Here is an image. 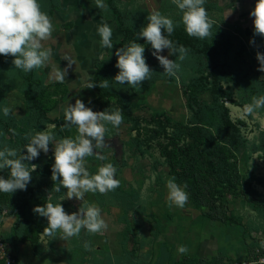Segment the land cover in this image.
Returning <instances> with one entry per match:
<instances>
[{
	"label": "rangeland",
	"instance_id": "rangeland-1",
	"mask_svg": "<svg viewBox=\"0 0 264 264\" xmlns=\"http://www.w3.org/2000/svg\"><path fill=\"white\" fill-rule=\"evenodd\" d=\"M206 1L215 3L208 11L212 27L221 29L222 39L229 34L234 37L232 44L226 45L228 54L218 51L212 57L223 63L221 68L216 70L214 60L206 70L199 65L185 68L187 58L179 61L170 54L169 59L182 65L177 77L151 76L133 88L112 81L119 71L114 67L104 73L105 79L110 80L106 89L111 93L104 100L95 88L87 89V84L93 81L98 62L113 59L116 46L112 50L100 46L97 25L110 24L116 44L124 36L111 22V14L139 8H146L151 14L174 2L104 0L107 8L102 10L96 0H61V8L51 17L52 36L43 42L44 48L51 49L49 61L41 67L46 88L36 89L43 92L36 98L45 107L46 117H40L43 112L36 104L27 105L25 81L15 85L8 82L3 100L13 109L9 118L17 128L0 130V146L17 148L15 138L20 134L27 143L28 131L40 125V130L53 132L57 140L75 138L77 129L63 126L68 103L82 99L93 111H114L121 109L113 95L117 94L127 103L131 116L123 114L119 128L107 125L106 147L97 149L107 160L87 157L86 167L95 173L100 165L111 162L117 166L116 178L121 183L107 193L88 192L83 200L68 198L63 188L57 192L59 181L52 180L51 171L55 143L50 144L47 154L41 152L29 162L38 167L27 190L6 193L0 202V238L21 264H157L162 246L168 252L167 264L249 263L253 257L251 238L262 236L253 231L261 224L257 207H264V108L246 113L244 106L253 97L264 95V72L259 71L257 60V52L264 53V36H254L253 18L249 15L256 0ZM41 9L49 15L48 5ZM170 12L167 17L181 19L177 7ZM93 14L103 17L89 20ZM253 40L255 43H251ZM138 43L144 44L145 40ZM144 46L146 62L156 70L160 64L151 55V46ZM163 55H169V50L165 49ZM69 60L74 62L71 67ZM64 69L65 79L57 81V71ZM234 72L238 79L223 80L230 79ZM176 124L187 126V130L198 127L205 135L204 145L199 147L195 137L176 129ZM202 151L209 155L206 160L200 155ZM185 172L189 176L183 177L185 182L178 180ZM0 175L7 178L9 170L0 171ZM171 177L178 184L187 183L189 199L183 208L167 203V180ZM193 185L207 205H197L191 195ZM213 192L224 203L227 216L234 217L239 225L215 217ZM49 201L61 202L69 214L95 203L102 210L107 228L97 233L82 229L78 236L66 239L60 231L55 237L41 233L32 244L29 240L34 239L38 228L48 226L47 219L33 209ZM30 202L32 205L23 216L22 209ZM181 245L187 246V253H179Z\"/></svg>",
	"mask_w": 264,
	"mask_h": 264
},
{
	"label": "clouds",
	"instance_id": "clouds-1",
	"mask_svg": "<svg viewBox=\"0 0 264 264\" xmlns=\"http://www.w3.org/2000/svg\"><path fill=\"white\" fill-rule=\"evenodd\" d=\"M181 11V20L184 30L189 36L206 38L211 35L212 23L208 12L204 7L205 0H173ZM97 7L106 9L104 0H96ZM253 18L254 36H264V0H256L255 6L250 12ZM148 23L137 32L136 39L127 45L115 50L117 62L115 67L119 69L114 81L117 85L133 88L142 85V82L151 78L153 70L146 62L145 44L151 46V55L163 67L164 75L177 77L182 65L177 60L169 59L170 54L177 56L179 61H184L189 49L183 45L177 46L169 39L175 31L177 22L159 11H154L147 16ZM53 24L49 15L42 11L39 0H0V55L14 57L12 63L16 69L31 72L45 66L51 55L50 48H44L43 42L49 40L53 32ZM96 35L102 48L113 49V28L108 23H101L96 27ZM145 40L144 44L138 43L139 39ZM255 43V41H251ZM169 50V55H163L164 50ZM259 71L264 72V53L257 52ZM68 66L74 64L68 61ZM67 69L57 71L55 79L63 81ZM108 79L103 80L102 87H109ZM97 87L93 81H89L87 89ZM264 108V95L252 98V102L244 106L246 113ZM0 114L8 117L13 114V109L8 106L0 107ZM123 110L93 111L86 106L82 99H76L75 103H68L64 109L63 125L66 128L75 127V138L65 137L56 139L53 132L38 130L34 134H26L28 141L22 149L8 145L0 146V171L9 170L7 178L0 175V193H15L17 190H27L32 180V173L38 167L29 162L37 159L41 152L47 154L49 145L54 147V163L52 164V180L59 181L56 191L61 188L67 190L68 198L83 200L86 193H107L120 186L121 181L116 178L117 166L111 162L98 167L95 173H91L86 167L87 157L95 156L98 160L106 161L107 156L97 149L105 148V137L108 131L107 125L119 128L123 122ZM52 127H55L53 125ZM167 203L169 206L183 208L189 199L186 191L187 185L176 182L175 177L167 180ZM61 197V201H63ZM33 212L47 219L48 226L44 229L50 237H55L57 231L63 233V238L78 236L82 229L89 233H97L107 228L102 218V210L95 203L80 207L78 211L68 213L61 202L37 205ZM264 247V240L260 242ZM0 247H3L0 245ZM179 253H187L188 248L181 245Z\"/></svg>",
	"mask_w": 264,
	"mask_h": 264
},
{
	"label": "trees",
	"instance_id": "trees-1",
	"mask_svg": "<svg viewBox=\"0 0 264 264\" xmlns=\"http://www.w3.org/2000/svg\"><path fill=\"white\" fill-rule=\"evenodd\" d=\"M41 7L48 5L49 6V17L51 18L53 14L58 11L61 8V0H39ZM215 3H208L205 0L204 7L206 8L207 12L211 7L214 6ZM177 6L172 3V5H166L164 6V9H159V12L162 13L163 15L167 16V14L171 13L173 9H175ZM150 13L146 10V8H139L134 11H127V12H120L117 11L114 14H111L113 17V20L111 22H115L120 31L123 33V39L119 43H116V49L127 45L130 41H133L136 39L137 32H139L144 25L148 23L147 21V16ZM98 17H103L98 14H93L88 16L89 20L98 18ZM171 18V16H169ZM174 20V19H173ZM181 20V19H180ZM180 20H174L177 22V27L175 31L169 36V39H171L174 44L177 46L183 45L187 49H189L188 56H187V62L184 64L185 68L188 67H196L199 65L200 67H203L204 70H206L207 66H213L211 62H213L212 57L214 58L216 56V53L218 51H224V53L228 54V48L226 45L232 44V39L234 40V37L229 34V36L226 35V38L222 39L224 36V33L221 32V29L218 26H214L211 28V35L206 37V38H198V37H192L189 36L186 31L184 30V26H182V23H179ZM217 32V34H216ZM214 33V36L212 35ZM222 36V37H220ZM143 38L139 39L137 42H140ZM193 57V58H191ZM14 57L12 56H3L0 55V107L6 106L4 105V100H3V94H4V88L8 82L13 83V85L17 84L18 81L22 80L25 81V89H23V94L26 99L27 105L30 103L36 104L37 107L43 112L40 117L45 118L46 117V110L45 107L42 106L40 101L36 98L37 95H43V92H37V88H46L45 86V80L46 76L42 73L41 68L39 69H34L31 72H24L20 69H16L14 64L12 63ZM116 59L117 57L115 56L111 60H103L100 61L96 64V71L93 76V81L97 84V87H94L95 90L97 91L98 97L100 99H107L110 96V92L107 91L105 87H102L101 85L103 84V80L105 79L104 73L105 71H109L112 68L115 67L116 65ZM189 59V60H188ZM194 60V61H193ZM192 61L194 63H192ZM228 66H230V62H227ZM208 64V65H207ZM214 64L216 65V70L220 67L223 66V63L221 61H218L217 59L214 60ZM225 66V65H224ZM232 68V67H231ZM233 69V68H232ZM152 73V76L158 78V79H165L168 77L167 75H164V69L162 66L159 65V67L154 70ZM236 77V78H234ZM239 75H237L235 72L232 74L231 78H225L223 80L229 82L233 81L235 79H238ZM43 91V90H42ZM115 97L118 98V103L121 104V109L123 110V114L130 117L131 114L128 112V105L127 103L123 100V98L120 95L113 94ZM112 95V96H113ZM11 115L8 117H4L2 114H0V130H6V131H12L13 129L15 130L16 123L12 120H10ZM48 120V119H46ZM160 122L159 120H157ZM156 121V122H157ZM47 124V123H46ZM176 129H181L185 130V133L193 135L199 145L201 147L204 145V138L205 135L203 132L198 128V127H191L190 130H187V126H181V125H173ZM42 125L39 127H36V129H31L28 131V133H35L36 131L40 130ZM25 132V130L23 131ZM25 134V133H22ZM24 135L18 136L16 135L15 138V143L14 146L17 147L18 149H22L23 146L26 144L25 141L21 138ZM173 154V153H172ZM202 157L206 160L207 157L209 156L205 151H202L200 153ZM204 161V160H203ZM173 168L175 166L173 165ZM181 177H178V180H185L183 177L188 176V174L185 172L183 174H180ZM185 182V181H184ZM187 184V183H186ZM192 191L191 195L192 197L196 200L197 205L202 206V205H207V201L205 200L202 195L199 194L198 191H196V187L193 185L192 186ZM216 194L213 192L211 194V200L214 203V206H216V218L220 220L221 222H230V223H236V225H239L237 220L234 217L227 216V211L224 208V203L220 201V199L215 197ZM246 196L247 193H246ZM6 198V193H0V202L3 201ZM255 204V203H254ZM32 205V203H28L23 210V216H26L27 211L29 206ZM255 209H256V204H255ZM259 213H260V218H261V224L253 231L256 234H261L262 236L256 237L253 236L252 242H251V251L250 255L253 256L252 258L249 259L248 264H252L254 262H258L260 258L264 257V247L260 246V242L264 240V207H257ZM212 216V214H211ZM241 228H244V226H241ZM41 233H44V229L38 228L36 235L33 238H31L29 241L34 244L36 239ZM3 240V239H2ZM8 247V246H7ZM9 250V249H8ZM11 253V252H10ZM12 258L14 259L13 264H21L20 259L15 255L11 253ZM168 262V252L167 249H165L164 246L161 247V252L158 257V261L156 262L157 264H167ZM0 264H6L5 260L0 259ZM206 264V263H205Z\"/></svg>",
	"mask_w": 264,
	"mask_h": 264
},
{
	"label": "built area",
	"instance_id": "built-area-1",
	"mask_svg": "<svg viewBox=\"0 0 264 264\" xmlns=\"http://www.w3.org/2000/svg\"><path fill=\"white\" fill-rule=\"evenodd\" d=\"M0 245L3 246V247H0V259L5 260L6 264H13L14 259L12 258V255L10 251L8 250L6 243L1 238H0ZM258 263L264 264V257L260 258Z\"/></svg>",
	"mask_w": 264,
	"mask_h": 264
}]
</instances>
